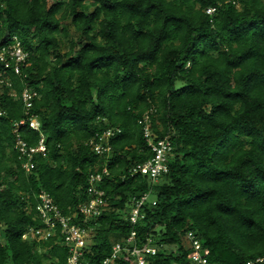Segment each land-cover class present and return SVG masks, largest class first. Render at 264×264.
Returning <instances> with one entry per match:
<instances>
[{
  "label": "trees",
  "instance_id": "16d2710c",
  "mask_svg": "<svg viewBox=\"0 0 264 264\" xmlns=\"http://www.w3.org/2000/svg\"><path fill=\"white\" fill-rule=\"evenodd\" d=\"M0 19V32L28 50L12 87L0 82V264H68L58 228L23 234L45 226L42 191L83 222L89 175L105 167V203L84 222L92 229L80 264H102L133 229L139 244L158 245L146 264H199L189 230L220 264L264 254V0H0ZM26 84L40 93L31 112L47 146L30 169L14 130L27 117ZM146 112L174 144L162 183L131 172L153 155L139 122ZM109 126L121 131L98 153L89 140ZM18 130L38 143L28 121ZM146 191L156 203L133 223L132 198ZM113 264L134 261L123 250Z\"/></svg>",
  "mask_w": 264,
  "mask_h": 264
},
{
  "label": "built area",
  "instance_id": "2783aa9c",
  "mask_svg": "<svg viewBox=\"0 0 264 264\" xmlns=\"http://www.w3.org/2000/svg\"><path fill=\"white\" fill-rule=\"evenodd\" d=\"M206 10L209 13H213L216 10V6L210 5ZM27 56L28 50L25 48L19 35L9 34L8 31L0 32V82L12 87L11 70L17 74L22 73L23 65L27 62ZM12 93H15L13 89ZM39 95L40 93L36 88L28 84L24 85L22 99L25 103L27 117L16 121V127L14 129L17 133L15 146L19 151L20 157L25 158L24 166L27 169L34 167L35 162L33 158L36 153L43 152V154H46L47 151L45 133L41 130V119L36 113L31 112L34 105V98ZM27 121L31 127L41 132L37 144H30L19 134V125ZM139 122L142 125L144 136L153 150V155L149 159L135 164L131 172L145 173L153 181H157L169 170V159L173 154L174 144L169 136L157 137L150 126L149 112H146L139 119ZM118 131H121L120 127L109 126L103 131H97L89 140V143L92 144L98 153H109L111 151L110 137ZM108 173L109 169L107 167L90 173L87 188L89 197L81 201L78 205L80 213L84 216L83 222L76 220L77 214H64L49 192H40L38 214L45 222V226H30L23 234V237H28L29 235H34L39 238L49 237L54 235L58 228L63 235V243L70 247L68 264H80V259L84 253V246L92 229L90 225H86L84 222L89 217L100 214L103 210L105 190L99 186V183L102 181L104 175ZM147 201L156 203V198L152 196L151 191H146L140 196H133L128 215V219L131 222L136 223L140 218L144 217L145 213L142 211V208ZM136 236V230L133 229L125 241H116L113 244L111 255L105 257L102 264H113L116 257L123 250H126L132 256L134 264H146L147 255L156 253L158 245L153 242L152 237H148L147 242L141 245L137 242ZM186 236L193 247L192 259L194 261L199 264H220L217 261H211L209 259L201 238L194 230H189ZM242 264H264V254H258L248 258Z\"/></svg>",
  "mask_w": 264,
  "mask_h": 264
},
{
  "label": "rangeland",
  "instance_id": "374dc122",
  "mask_svg": "<svg viewBox=\"0 0 264 264\" xmlns=\"http://www.w3.org/2000/svg\"><path fill=\"white\" fill-rule=\"evenodd\" d=\"M67 47H68V43L65 41V43L62 45V48H67ZM165 180L166 178L164 176L163 177L161 176L160 179H158L160 183L164 182ZM152 196H154V194H152ZM170 247L174 249V246H170ZM6 264H11V262H8Z\"/></svg>",
  "mask_w": 264,
  "mask_h": 264
}]
</instances>
